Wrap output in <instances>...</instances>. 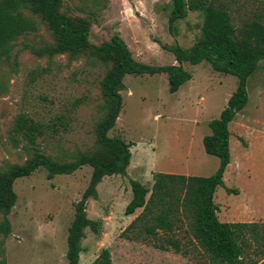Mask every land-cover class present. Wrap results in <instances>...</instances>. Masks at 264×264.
Here are the masks:
<instances>
[{
  "label": "rangeland",
  "instance_id": "374dc122",
  "mask_svg": "<svg viewBox=\"0 0 264 264\" xmlns=\"http://www.w3.org/2000/svg\"><path fill=\"white\" fill-rule=\"evenodd\" d=\"M236 25L261 18L264 0H223ZM172 0H61L60 11L89 26V39L100 45L114 34L135 60L149 65L176 64L161 44L190 49L202 36L204 16L190 11L171 29ZM36 29L20 35L0 58V173L34 157L29 140L16 130L20 115L41 123L36 146L52 160L70 162L80 152L99 149L96 128L108 99L101 81L113 62L92 49L73 55H51L55 36L43 17L23 9ZM192 79L172 93L168 74L134 73L123 79V107L109 136L132 143L127 173L106 175L98 196L87 201L88 217L99 221L98 232L85 230L80 264L94 262L104 248L113 264H205L207 255L181 212L173 228L147 233L127 215L132 180L152 188L157 172L210 176L220 159L208 154L203 139L236 90L238 77L216 71L208 61L183 63ZM249 102L230 123L231 163L224 185L216 190L218 216L225 222H264V60L248 79ZM93 167L48 177L42 167L14 183L18 200L8 217V235H0V264H68V229L74 203L87 188ZM225 187L238 189L227 193ZM264 264V263H263Z\"/></svg>",
  "mask_w": 264,
  "mask_h": 264
},
{
  "label": "trees",
  "instance_id": "16d2710c",
  "mask_svg": "<svg viewBox=\"0 0 264 264\" xmlns=\"http://www.w3.org/2000/svg\"><path fill=\"white\" fill-rule=\"evenodd\" d=\"M30 7L43 17L55 36L54 44L48 45L51 55L70 52L73 55L92 49L113 62V67L101 81L108 99L107 111L96 128L99 149L93 153L80 152L70 162L52 160L39 147L37 139L43 126L25 115H20L16 130L21 132L35 149L34 157L23 165H15L0 173V235H8L12 225L9 213L15 206L18 195L14 183L18 178L29 176L39 168H46L51 179L59 174H72L85 165L93 167L90 182L82 197L74 203L75 213L68 229V264H80L82 239L85 230L98 232L99 221L87 214V201L98 196L97 185L106 175L126 174L130 164L132 143L121 137L109 136V131L123 107V79L134 73H167L169 90L177 92L192 79L183 63L199 64L208 61L219 72L238 77L236 90L218 118L210 121L211 133L204 139L208 154L220 159L217 170L210 176L184 175L157 172L152 188L139 180H132V198L126 206L127 215L137 209L142 212L131 222L129 229L141 223L149 234H157L173 228V217L181 212L188 219L189 230L207 255L205 264H263L264 222H225L218 216L220 209L214 197L219 186L224 185V174L231 163L230 123L249 102L248 79L264 60V21L253 18L236 25L232 13L223 0H172L169 17L170 28L190 11L203 14L202 36L190 48L181 45L161 46L174 53L176 64L149 65L134 59L125 42L114 34L110 41L100 45L89 39V26L82 19H70L60 11L61 0H0V58L8 52L9 44L20 35L36 29L32 18L23 9ZM226 192L238 193V189L225 187ZM91 264H113L108 248L101 251Z\"/></svg>",
  "mask_w": 264,
  "mask_h": 264
},
{
  "label": "crops",
  "instance_id": "0c3cea01",
  "mask_svg": "<svg viewBox=\"0 0 264 264\" xmlns=\"http://www.w3.org/2000/svg\"><path fill=\"white\" fill-rule=\"evenodd\" d=\"M230 165V164H229Z\"/></svg>",
  "mask_w": 264,
  "mask_h": 264
}]
</instances>
